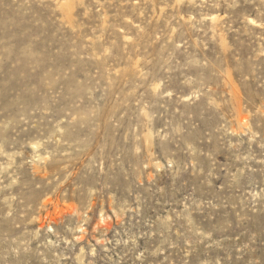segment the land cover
<instances>
[{
  "label": "rangeland",
  "instance_id": "rangeland-1",
  "mask_svg": "<svg viewBox=\"0 0 264 264\" xmlns=\"http://www.w3.org/2000/svg\"><path fill=\"white\" fill-rule=\"evenodd\" d=\"M0 264H264V0H0Z\"/></svg>",
  "mask_w": 264,
  "mask_h": 264
}]
</instances>
